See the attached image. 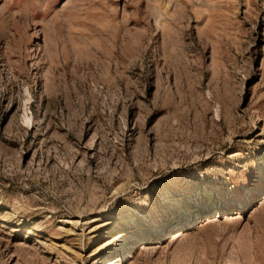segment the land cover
<instances>
[{
  "label": "rangeland",
  "instance_id": "obj_1",
  "mask_svg": "<svg viewBox=\"0 0 264 264\" xmlns=\"http://www.w3.org/2000/svg\"><path fill=\"white\" fill-rule=\"evenodd\" d=\"M0 264H264V0H0Z\"/></svg>",
  "mask_w": 264,
  "mask_h": 264
},
{
  "label": "bare ground",
  "instance_id": "obj_2",
  "mask_svg": "<svg viewBox=\"0 0 264 264\" xmlns=\"http://www.w3.org/2000/svg\"><path fill=\"white\" fill-rule=\"evenodd\" d=\"M119 236H120V235H119ZM119 236H117V237H113L112 239H108V241L105 242L104 246H109V245L113 244V243L115 242V240H116ZM122 238H123V237H122Z\"/></svg>",
  "mask_w": 264,
  "mask_h": 264
}]
</instances>
